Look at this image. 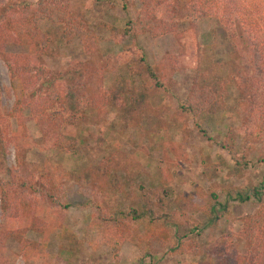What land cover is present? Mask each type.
Here are the masks:
<instances>
[{
  "label": "rangeland",
  "instance_id": "rangeland-1",
  "mask_svg": "<svg viewBox=\"0 0 264 264\" xmlns=\"http://www.w3.org/2000/svg\"><path fill=\"white\" fill-rule=\"evenodd\" d=\"M22 1L33 11L37 8L38 0H0L1 26L20 12L31 17L30 8L14 7ZM60 1L58 6H65L86 30L71 44L51 47V54L40 59L27 46L7 48V53L32 55V65L45 69L53 82L80 64L91 65L88 84L94 99L110 90L124 96L117 99L120 109L109 106L100 110L104 115L90 110L78 115L75 126L64 127L72 151H49L33 107L24 112L25 129L10 116L20 94L0 58V264H215L216 248H227L235 258L247 255L248 245L240 238L245 219L256 218L264 209L263 145L252 129L247 131L252 127L251 87L240 90L229 81L240 62L246 77L259 79L248 36L234 27L235 40L211 19L187 23L185 36L179 26L176 35L122 38L112 29L125 31L130 21L136 22L144 12L141 0ZM49 27L48 21L39 22L40 39ZM130 49L138 56L123 55ZM141 57L157 80L143 65L127 70V62ZM205 68L225 72L227 84L223 81L218 93L225 98L209 105L213 109L207 117L182 116L181 103ZM35 72L24 76V99L34 97L32 105L39 108L38 92L45 82L35 80ZM143 94L144 101L139 98ZM42 99V112L60 111L56 96L47 98L45 92ZM114 163L118 168L110 170ZM90 171L116 175L119 195L106 183L88 179ZM247 187L260 188V194L251 193L242 203L237 193ZM2 188L10 201L6 205ZM213 195L228 204L229 213L201 235L190 231L191 223L206 221L190 209L205 207ZM98 206L104 212L110 207L111 215L120 211L114 216L119 225L97 218ZM134 209L142 220L132 218ZM149 209L156 212L152 215ZM161 215L171 216L175 225L167 223L170 219L156 221ZM107 229L113 231L107 235ZM196 243L197 256L191 251Z\"/></svg>",
  "mask_w": 264,
  "mask_h": 264
},
{
  "label": "trees",
  "instance_id": "trees-1",
  "mask_svg": "<svg viewBox=\"0 0 264 264\" xmlns=\"http://www.w3.org/2000/svg\"><path fill=\"white\" fill-rule=\"evenodd\" d=\"M48 1L50 0H38L37 8L34 11L31 5L25 1L14 6L16 8H30L31 17L28 18L26 14L20 12L16 18L13 17V19L8 21L7 26H1L0 24V58L8 68L15 92H19L20 94L19 97L17 94L18 98L10 116L18 121L21 128L25 129V124L22 122L24 112L27 108L33 107L32 114L35 116L38 129L46 145L44 148L49 151L59 149L60 151L69 152L74 149V145L63 137L62 132L64 127L75 126L78 122V115L90 110L99 113V115H104L109 106L110 108L120 109L121 101H117V99L122 96V93L115 90L105 91L99 99H94L88 84V79L90 78L89 67L91 65L86 67L80 64L79 67L72 68L65 75L60 74V78L53 82L45 69H38L32 65V55L23 57L7 53V48L27 46L30 54H35L36 58L40 59L43 54L48 56L51 54V47L60 46L61 44H71L79 32L86 30L85 24L82 22L77 23L69 16V12L65 6H58L60 0H54L53 4L48 3ZM141 2L144 12L139 16L137 21H130L125 31L112 29V33L120 34L122 38L130 35L134 40L141 35L159 38L167 34L176 35L179 26H181L180 31L185 36L188 33L186 30L187 23L191 25L199 21L215 19L218 20L224 33L230 34L231 38L236 40L232 34L234 27H240L248 36L252 50L254 51V69L258 70L259 79H254L253 74H249L246 77L247 72L242 68V62H240L239 66L232 70L230 75L231 81L229 82L235 84L236 88L240 90L245 88V85H249L253 91L254 95L252 94L250 97V102L253 103L250 111V126L252 127H248L247 131L248 129H252L263 145L261 163L264 164V0H141ZM158 15H161V17L159 18ZM41 21H48L50 24L44 40L40 39L39 22ZM106 28L110 31L108 27ZM42 43L46 45L45 49L41 47ZM236 45L234 44V46ZM139 50L142 51V49ZM130 54L138 56L133 50L131 52L127 50L123 55L129 56ZM144 57L140 59L133 58L131 62H127V70L133 71L136 66L143 65L147 69L150 78L157 80L154 69L149 65H145ZM225 65L227 64L223 66ZM34 70L36 71L34 79L45 82L42 85L45 88L41 86L38 92L40 97L39 108L36 105H32L34 97L28 101L24 99L26 96V88L24 86L27 87L24 76L29 75ZM203 71L198 76L199 79L196 80L189 95L181 103L180 110L182 116L190 115L199 119H202L204 116L207 117L213 109L209 105L213 102H216L217 105L218 98L219 100H224L225 98L224 93L218 94L222 85L224 87L225 72H221L217 68H205ZM52 82L54 83L53 85ZM158 87L162 88L161 85ZM45 92L47 98L57 97L56 104L60 108L59 112H42L45 107L42 96ZM144 97L143 94L139 98L144 101ZM135 98L134 96L131 101H135ZM41 107L42 109H40ZM38 109L39 112H37ZM102 109L105 111H100ZM118 166L117 163H114L110 170H115ZM97 170L99 171V169ZM90 178L99 181L101 186L106 183V187L115 196L119 195L120 187L116 175H111L110 172L99 175L96 171H90L88 179ZM262 185L264 188V183ZM4 189L2 188L1 194L3 203L6 205L10 201L6 199L8 195H6ZM246 189L239 192L235 190V192H238L239 200L242 203L251 199V193L256 197L260 194V188L247 187ZM19 198L21 199V197ZM7 208H11L10 204H8ZM157 208L160 212H165L166 210L163 203H158ZM109 209H106L104 212L98 206L97 210H101V212L97 215V218L107 225L111 224L113 226L112 222H115V226L119 225V222L115 221L114 216H116L115 214H121L119 213L120 211L116 210L114 211L115 214L111 215V210ZM149 210L152 215L156 212L154 209ZM190 212L200 214L201 217L206 219L202 225L191 223L190 231H196L201 235L205 233V230L215 227L218 222L225 219L226 214L229 213V207L228 204L221 203L213 195L211 201L205 207L195 211L190 209ZM131 216L134 220H142L144 218L135 209L132 211ZM164 219H170L167 223L175 225L172 217L168 215H161L156 218V221L161 222ZM187 221L191 222L193 219L190 218ZM112 231L113 229H107V235ZM118 231L120 230H116V232ZM210 238L216 239L215 236ZM240 238L248 245L247 255L242 256L240 254L235 258L228 253L227 248H216L214 251L215 264H264V209L258 213L256 218L245 219V230L240 235ZM212 239L209 240L212 241ZM223 239H229V237L225 236ZM221 245H224V241H222ZM182 247L186 248L187 245H182ZM199 248V243L194 244V247L192 246L191 251L195 253V256L198 255Z\"/></svg>",
  "mask_w": 264,
  "mask_h": 264
}]
</instances>
